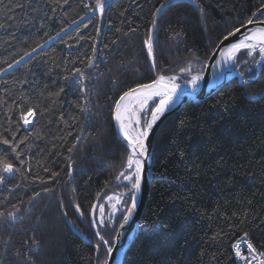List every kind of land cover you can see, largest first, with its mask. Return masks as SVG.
<instances>
[{"label":"trees","instance_id":"trees-1","mask_svg":"<svg viewBox=\"0 0 264 264\" xmlns=\"http://www.w3.org/2000/svg\"><path fill=\"white\" fill-rule=\"evenodd\" d=\"M95 4L0 0V157L14 168L0 170V264H105L100 236L113 248L133 196L99 223L107 197L128 188L116 181L130 154L114 123L119 97L160 75L203 73L264 0H104L102 14ZM247 51L237 58L249 66L258 55ZM242 239L264 249V66L163 122L124 264H237Z\"/></svg>","mask_w":264,"mask_h":264},{"label":"snow or ice","instance_id":"snow-or-ice-1","mask_svg":"<svg viewBox=\"0 0 264 264\" xmlns=\"http://www.w3.org/2000/svg\"><path fill=\"white\" fill-rule=\"evenodd\" d=\"M65 2H67V0H65ZM161 7H163V5H161ZM95 9H99L102 14L104 11V0H96ZM253 15L255 16L256 13H253ZM253 23L254 21L251 19L248 21L249 25ZM239 31L240 29L235 30V32ZM235 32L229 33V36L235 35ZM229 36H225L224 40H228ZM146 44L148 45L149 54H151V39L147 40ZM257 46H259L260 53L264 54V28H257L250 35L246 36L244 40H242L240 43L233 44L231 48H229L227 51L234 59L236 54L241 49H247L249 50V53H251L252 51H255ZM25 55H31V53H26ZM17 63H19V61H17ZM89 66H91V64ZM153 66H155V61H153ZM77 71L79 72L80 70L77 69ZM182 71L190 70L182 69ZM81 75H83V73H81ZM176 79L177 77L175 76L165 77L163 75H160L152 83L141 84L138 85L136 88H132L124 92L123 95H121L119 97V100L116 102L115 118L119 122L120 127L129 142V147L132 149V155H130L127 160V175L125 174V172H121L120 176H123L124 179L130 183L131 189L134 190V192L136 193H138L141 189L142 174L144 171V161L148 159V150L145 145V140L147 139L149 131L152 129L155 122L164 113L169 104L173 102V96L179 88V85L175 83ZM198 80V76L192 77L191 82L193 87L196 86ZM60 91L62 92L63 89H61ZM155 96H159L160 101L159 104L155 107L154 111L151 113V120L146 122L145 127L142 130L132 128L133 124L139 125L141 122L138 112L133 110L135 108V105L138 104L140 110H142L147 105L148 101ZM34 115V111L32 109H29L21 114L20 120H22L25 125H28L31 123L30 117H33ZM0 141H2L4 144H9V141L5 138L0 137ZM21 143H23V141H21ZM0 170H2L4 173L11 174L14 171V168L13 165L9 163L6 159L0 157ZM4 179L5 177L3 175H0V183H3ZM109 199L111 200L113 198L109 197ZM117 203H120L119 198H117ZM130 203L131 207L128 210L127 215L123 217L125 223L131 216L132 211L137 206L135 195L131 197ZM113 207L115 208V205H113ZM76 208L77 211H79V205H76ZM81 215H83V213H81ZM3 216L4 213L0 212V218H2ZM8 217L11 220H15V212H9ZM102 222L103 221H101V223ZM121 227H123V224H121ZM100 239L104 242L105 245L109 243L107 240L104 239L103 236H100ZM248 248L252 251H255V249L252 248L251 244L248 245ZM107 251L109 254H111L113 249L111 247H108ZM16 254L20 255L19 252H17ZM237 255L240 256V259L247 260L246 256L240 255L239 249L237 250ZM32 264H34V262H32ZM105 264H107V261L105 262ZM262 264H264V262H262Z\"/></svg>","mask_w":264,"mask_h":264},{"label":"water","instance_id":"water-1","mask_svg":"<svg viewBox=\"0 0 264 264\" xmlns=\"http://www.w3.org/2000/svg\"><path fill=\"white\" fill-rule=\"evenodd\" d=\"M264 10V8L260 9L256 12V15L253 16L251 20L254 21L253 24L249 25L248 23L244 25L243 27L239 28V32H235V35L229 36L228 40H222L219 46L216 48L215 52L211 56L209 63L206 67L205 73L202 75V82L199 89L192 91L185 88H178L175 95L173 96V102L169 104L167 109L164 111V113L159 117V119L155 122L152 129L149 131V135L147 139L145 140V145L148 150V159L144 161V171L142 174V180H141V189L138 193L135 192L136 196V208L132 211L131 216L125 223L124 220L121 224H123V227H119L116 238H115V244L112 248L113 251L111 254H109L107 264H117V261L119 258L121 259V264H124V259L127 250L131 246L136 233L138 231L139 222L143 216V212L145 210V207L147 205L150 189L153 181V162H154V154H155V141L157 134L159 132V129L163 122L173 113H175L179 108H181L183 105H185L188 102H194L197 103L199 101L205 100L209 98L211 95H213L215 92H217L220 88L226 86L230 80L233 78H238L241 83L246 82H252L255 81L258 76L255 77V79L242 81L241 75L237 71H230L229 75L225 76L224 79L220 81H215V73L217 70V66L222 58V56L227 52L229 48L233 44H236L240 40L244 39L246 36L250 35L252 32H254L257 28H264V22L256 21L257 16ZM264 64V58L261 59L259 62L258 68L259 70L262 68V65ZM116 116V107L114 111V123L116 127V133L118 135V138L129 148L130 151L132 149L129 147V142L126 139L123 131L121 130V127L118 123V121L115 118ZM151 120V118L149 119ZM35 121V119H34ZM131 207V205H130ZM129 207V209H130ZM128 209V210H129ZM128 213V211H127ZM126 213V215H127Z\"/></svg>","mask_w":264,"mask_h":264},{"label":"rangeland","instance_id":"rangeland-1","mask_svg":"<svg viewBox=\"0 0 264 264\" xmlns=\"http://www.w3.org/2000/svg\"><path fill=\"white\" fill-rule=\"evenodd\" d=\"M262 8H264V6L262 7ZM261 8V9H262ZM264 11V10H263ZM262 11V12H263ZM261 12V13H262ZM260 13V14H261ZM259 16V15H258ZM257 16V17H258ZM256 21H258L257 20V18H256ZM259 22H264V21H259ZM246 25V24H245ZM243 27V26H242ZM241 28V27H240ZM234 32V31H233ZM232 32V33H233ZM229 35V34H228ZM227 35V36H228ZM219 46V45H218ZM215 52V51H214ZM213 52V53H214ZM247 54H248V56H249V58L250 59H252V58H254V56L257 54L258 56H257V58L255 59V61H254V63L253 64H251V65H249L248 66V64H245L244 62H242V61H240V60H238V58H236L235 59V61H233L232 62V64H231V71H237L238 73H240V75H241V80L242 81H246V80H251V79H255V77L257 76V74H258V72H259V76H258V78L255 80V81H257L258 79H259V77H260V75H261V71H262V69H263V66H264V64L262 65V68L259 70V68H258V65H259V62L261 61V59L263 58V54H261L260 53V51H259V49L258 48H256L255 49V51H252L251 53H249V50L247 51ZM213 55V54H212ZM211 58V57H210ZM210 60V59H209ZM208 63H209V61L207 62V64H206V67H207V65H208ZM206 70V69H205ZM246 70V71H245ZM244 71H245V74H248V75H250V74H252L253 73V71L254 72H256V76L255 77H248V78H246V79H243L244 77ZM205 73V71L203 72V73H197V74H191L190 75V78L192 77V76H194V75H203ZM243 73V74H242ZM173 76H175V77H177L178 79H180V76H176V75H173ZM252 82H254V81H252ZM249 83H251V82H246V83H244V84H249ZM145 109V108H144ZM150 109V108H149ZM148 109V110H149ZM134 111H137L138 112V115H139V117H140V114H141V112H142V110H140V108L139 107H135L134 108ZM143 117V120L141 119V117H140V124L139 125H136L135 124V126H136V129H139V128H141V130L142 129H144V127H145V124H146V122L147 121H149V119L150 118H148L147 117V112L142 116ZM35 119V118H34ZM34 122V120L30 123V124H28V125H25L24 124V126L26 127V128H29L31 125H32V123ZM127 147V146H126ZM127 149H128V147H127ZM129 150V149H128ZM129 152H130V150H129ZM131 155V153L129 154V156ZM126 169H127V163H126V165H125V167H124V169L121 171V172H125V174L127 175V172H126ZM132 170H134V169H132ZM132 170H128V171H132ZM120 172V173H121ZM120 173H119V175L117 176V183L118 184H126L127 186H128V188L127 189H125V190H118L117 192H115L114 194H112L111 196H109V197H112L113 199H109V197H107V199L105 200V204L102 206V214H101V211H100V216H99V223L103 226V225H105L106 224V222L110 219V218H115L114 216H116L117 214H118V212L120 211V210H122V205H123V203H124V198L126 197V196H128V194L130 193V195L132 194V195H135V192H134V190H132L131 189V185H130V183L127 181V180H125L124 179V177L123 176H120ZM118 177H119V179H118ZM117 198H119V200H120V203H117ZM113 205H115V208L113 207ZM131 205V204H130ZM101 221H103L102 223H101ZM116 238V237H115ZM114 244H115V239H114ZM237 245H238V243H236V245L234 246V257H235V260H236V263H238L239 262V258L237 257V255H236V248H237ZM252 245V244H251ZM253 246V245H252ZM108 247H110L109 246V244H107V249H108ZM114 247V246H113ZM112 248V247H111ZM253 248L254 249H256L254 246H253ZM99 249V248H98ZM257 250V249H256ZM109 256V255H108Z\"/></svg>","mask_w":264,"mask_h":264},{"label":"bare ground","instance_id":"bare-ground-1","mask_svg":"<svg viewBox=\"0 0 264 264\" xmlns=\"http://www.w3.org/2000/svg\"><path fill=\"white\" fill-rule=\"evenodd\" d=\"M242 40H244V39H242ZM242 40H240L239 42H237V43H240ZM254 42V41H253ZM236 43V44H237ZM257 48L259 49V46H257ZM245 50H247V49H241L237 54H236V56H235V58L233 59L232 57H231V55L228 53V51L222 56V58H221V60H220V62H219V64H218V66H217V70H216V73H215V81H220V80H222V79H224V77L227 75H229V73H230V71H231V64H232V62L233 61H235V59L237 58V56L242 52V51H245ZM263 58H264V54H263ZM194 76H198L199 77V80L197 81V83H196V86L195 87H193V85H192V77L190 78V79H188V80H185V81H180L178 78L175 80V83L177 84V85H179V88H185V89H189V90H192V91H195V90H197V89H199L200 88V86H201V82H202V75H194ZM166 77V76H165ZM136 88V87H135ZM119 100V99H118ZM159 101H160V97L159 96H155V97H153L152 99H150L149 101H148V103H147V105L142 109V112H141V114H140V117H141V119L143 120V115L146 113V112H148V109L150 108V105H152V103H156V106L159 104ZM155 106V107H156ZM135 107H139V105L137 104V105H135ZM155 107L153 108V110H152V112L154 111V109H155ZM134 110V109H133ZM114 111H115V109H114ZM151 112V113H152ZM35 118V115L33 116V117H30V120L32 121L33 119ZM149 118H151V114H150V116H149ZM119 123V122H118ZM120 125V124H119ZM132 128H136V126H135V124H133L132 125ZM139 129H141V128H139ZM122 130V129H121ZM124 133V132H123ZM118 136V135H117ZM126 146V145H125ZM129 149V148H128ZM130 153H131V155H132V151H130ZM94 213H92V222H94V215H93ZM121 225V224H120ZM120 227V226H119ZM242 240H246V242L248 243V244H251V242L249 241V240H247V239H242ZM242 240H240V241H242ZM240 241H238V242H240ZM237 242V243H238ZM130 248V247H129ZM129 250V249H128ZM127 250V251H128ZM264 250V249H263ZM263 250H261V251H263ZM259 251V250H258ZM126 254H127V252H126ZM126 256V255H125ZM109 257V256H108ZM108 260V259H107ZM117 264H121V259L119 258V260L117 261ZM237 264H239V263H237Z\"/></svg>","mask_w":264,"mask_h":264},{"label":"built area","instance_id":"built-area-1","mask_svg":"<svg viewBox=\"0 0 264 264\" xmlns=\"http://www.w3.org/2000/svg\"><path fill=\"white\" fill-rule=\"evenodd\" d=\"M248 245L249 244L246 242V240H242L238 242V245L236 248V255H237V250L239 249L240 255L247 257V260H242L240 259V256L237 255V257L239 258L238 263L239 264H262V262H264V250L258 251L255 249V251H252L251 249L248 248Z\"/></svg>","mask_w":264,"mask_h":264}]
</instances>
